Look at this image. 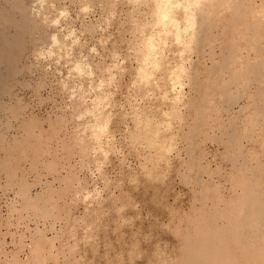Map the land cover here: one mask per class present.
Here are the masks:
<instances>
[{"label": "rangeland", "instance_id": "obj_1", "mask_svg": "<svg viewBox=\"0 0 264 264\" xmlns=\"http://www.w3.org/2000/svg\"><path fill=\"white\" fill-rule=\"evenodd\" d=\"M262 26L264 0H0V264H197L200 211L245 163L264 187Z\"/></svg>", "mask_w": 264, "mask_h": 264}, {"label": "bare ground", "instance_id": "obj_2", "mask_svg": "<svg viewBox=\"0 0 264 264\" xmlns=\"http://www.w3.org/2000/svg\"><path fill=\"white\" fill-rule=\"evenodd\" d=\"M204 18H205V15H204ZM236 20H239V19H236ZM206 21H207V19H206ZM204 22H205V20H204ZM206 23L205 24L202 23L204 26L203 28H205V29L207 28V26H205ZM208 23H210V22H208ZM212 23L213 24H211V27L214 26V24H215L213 22V20H212ZM262 27H264V26H262ZM203 28H202V30L204 31ZM230 30L232 31L234 29H230ZM254 30L252 29V31H254ZM207 31H206V33H207ZM209 31H212V30L210 29ZM231 31L228 30V32H231ZM252 31L250 30L251 33H252ZM227 33H225V34H227ZM232 33H233V31H232ZM240 33H239V35H240ZM226 38H227V36H226ZM253 39H251V41H254ZM255 40H256V38H255ZM258 40H260V41L251 42L252 45L251 44L250 45L256 47L258 54L259 53L262 54L264 52V46H263L264 44H261L263 40L261 41V38ZM235 47L236 46L233 45L232 43H228V45H227V49L229 50V52L230 51L233 52ZM225 49H226V47H225ZM232 52H231V54L229 53V55H232L233 54ZM226 59H227L226 61H228L229 58H226ZM231 59H232V57H230L229 60L231 61ZM226 63L229 64L227 67H229L231 64L229 61ZM225 64H224V66H226ZM261 65L264 67V59H263ZM256 66H258V65H256ZM248 67H249V65H248ZM257 68H259V67H257ZM257 68L255 66L249 68L251 70V72L253 71L252 74H251V72H249L251 74V76L253 74L256 76L259 75V73L261 71H260V68L259 69H257ZM262 70H263V68H262ZM238 72L234 71V73H236V74ZM236 74H234V75H236ZM254 75H253L254 78L252 77L251 79L253 81H256L257 77ZM235 77L237 78V77H239V75L235 76ZM258 78H259V76H258ZM241 80H239V81H241ZM233 82H235V81L233 80ZM228 84L230 85L231 83H228ZM259 90L264 93V86L259 88ZM260 91H259V93L258 92L257 93L260 94L261 93ZM262 95L263 94H261L260 96H262ZM261 106L258 107L259 111H260ZM198 107H200V106H198ZM200 115L201 114L197 115L198 119H200L199 118ZM201 121H199V123L197 124V120H196L197 126H199V124L201 126V124L203 123V121L202 122ZM205 124H207V123H205ZM193 129H192V132H193ZM229 130L231 131V129H229ZM234 130H235V128H234ZM234 130H233V132H234ZM229 133H232V132H229ZM229 136H230V134L228 135V137ZM232 142H234V138L232 139V141L230 143H232ZM226 144H228V143H226ZM232 148H234V147H232ZM242 150H243V148H242ZM241 153H243V151H241ZM245 164H247V163H245ZM245 164H244L245 168L242 169L243 171H241L239 173V175L237 176V179L240 178L238 180V185H240L242 188L241 192L238 193L235 197H233L229 201H224L223 202L224 205L221 204V201H223V200L220 201L218 199V203H217L218 208L215 207L216 210L202 209L200 211V214H198L196 216V218L194 219V221H192L194 228L196 230L197 236L194 239L189 237L187 239V242L183 246V249L187 253V258L189 261L196 262L197 264H232L234 262V259H235L234 257L236 255H239L242 258H244L247 263H249L251 261L253 263H257V262L264 263V187L262 186V183L259 180H257L256 183L253 182L254 179L252 181V178L248 175V173L244 172L245 169H247V170L249 169L248 166ZM204 195H205V193H204ZM207 195H205V196L207 197ZM27 201H28V199L25 200V202H26L25 204H27ZM28 205L36 206V203H29V204H27V206ZM38 208H39V206H38ZM193 225H192V227H193Z\"/></svg>", "mask_w": 264, "mask_h": 264}]
</instances>
